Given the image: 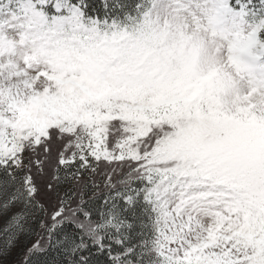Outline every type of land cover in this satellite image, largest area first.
Segmentation results:
<instances>
[{
	"label": "snow or ice",
	"instance_id": "snow-or-ice-1",
	"mask_svg": "<svg viewBox=\"0 0 264 264\" xmlns=\"http://www.w3.org/2000/svg\"><path fill=\"white\" fill-rule=\"evenodd\" d=\"M0 225L23 264H264V0H0Z\"/></svg>",
	"mask_w": 264,
	"mask_h": 264
},
{
	"label": "trees",
	"instance_id": "trees-1",
	"mask_svg": "<svg viewBox=\"0 0 264 264\" xmlns=\"http://www.w3.org/2000/svg\"><path fill=\"white\" fill-rule=\"evenodd\" d=\"M42 203H44L43 200H41ZM0 227H2V225H0ZM37 231H39V228L36 229ZM3 241L0 240V246H2ZM18 247L16 249L13 250V248H11V252L10 250L7 251L6 254L0 256V264H11L12 262H23L24 261V256L27 250V247L31 246V241L28 242L26 241L24 244H17ZM11 254V255H10Z\"/></svg>",
	"mask_w": 264,
	"mask_h": 264
},
{
	"label": "rangeland",
	"instance_id": "rangeland-1",
	"mask_svg": "<svg viewBox=\"0 0 264 264\" xmlns=\"http://www.w3.org/2000/svg\"><path fill=\"white\" fill-rule=\"evenodd\" d=\"M42 200L44 201V204H45V207H46V209L49 211V212H51V207H50V205L48 204V201L47 200H45V199H43L42 198ZM36 239V237L35 236H33V237H31L29 240H27L28 242H30L31 241V243L34 241ZM18 247V245L17 246H15L14 248H13V250L14 249H16ZM12 250V249H11ZM11 250H10V252H11ZM11 255V254H10ZM11 264H23V262H12Z\"/></svg>",
	"mask_w": 264,
	"mask_h": 264
}]
</instances>
